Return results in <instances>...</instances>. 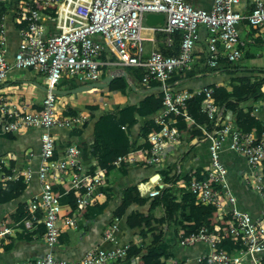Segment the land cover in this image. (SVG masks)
Segmentation results:
<instances>
[{"label":"built area","instance_id":"built-area-1","mask_svg":"<svg viewBox=\"0 0 264 264\" xmlns=\"http://www.w3.org/2000/svg\"><path fill=\"white\" fill-rule=\"evenodd\" d=\"M238 2L212 0L210 7L202 8L186 0H0V83L12 67L31 66L44 74L46 87L38 108L0 105L1 132H18L28 126L42 129L38 152L26 154L27 160L36 155V168L24 165L13 154L7 162L3 160L5 156L0 158L1 182L21 177L27 185L35 173L39 183L38 191L23 202L26 214L22 219L0 221V239L20 229L21 222L29 230L41 223L43 232L34 234L33 238H40L48 250L15 264H114L127 251L129 243H117L118 217H113L103 234V240L112 243L111 246L91 247L79 259L57 258L53 253L60 233L76 228L85 207L97 201L100 187L105 183V172L100 167L83 166L76 144L56 145L52 128H71L83 122L85 116L65 115L52 88L63 76L91 82L100 80L102 66L111 64L142 68L143 85L158 80L163 86L162 106L152 116L159 128L147 133L148 147L141 149L139 157L134 152L119 155L113 164L133 165L142 160L147 166L163 168L167 154L183 142L193 123L185 108L186 100L203 94L201 111L210 119V124H196L201 130L197 138L207 141L208 161L201 168L203 177L172 182L163 181L157 173L158 177L152 180L155 185L142 189L143 184L139 183V189L149 196L169 188L176 197L192 194L197 201L214 207L208 224L199 223L185 235L169 232L168 240L177 249L186 251L182 256L174 255L169 264H264V130L257 135L254 130L237 127L234 114L229 115L228 108L215 102L210 85L173 89L167 83L174 72L194 64V47L201 26L207 32L208 66H216L220 57L234 62L242 56L245 42L237 26L246 18L253 28L264 29V0H255L247 14L236 8ZM148 12L163 13V23L147 25ZM6 13H11L19 25L11 61L6 58ZM145 29L164 33L167 46L178 31L179 51L170 55L154 48L144 51L143 40L152 39L142 34ZM109 56L114 59L110 60ZM257 109H251L250 115L257 118ZM180 118L187 128L177 127ZM225 146L246 160L247 169L238 172V181L259 197L255 214L237 205V195L228 181V169L220 158ZM180 170L177 162L174 172ZM54 183L62 185L65 193H73L74 208L68 214H61L63 206ZM225 238L239 247L232 252L219 246Z\"/></svg>","mask_w":264,"mask_h":264},{"label":"trees","instance_id":"trees-1","mask_svg":"<svg viewBox=\"0 0 264 264\" xmlns=\"http://www.w3.org/2000/svg\"><path fill=\"white\" fill-rule=\"evenodd\" d=\"M7 7L8 5H6V10ZM18 27L19 25H17ZM237 27L239 31H247V35L250 37L252 36V31H255L246 18L242 19ZM175 36L176 38L171 46L164 47L163 43H161V50L159 51L165 55L176 54L179 51L178 43L180 38L177 34ZM252 42L263 46L264 58V42L258 36L252 38ZM244 57H252V54L244 52L242 58ZM109 59L113 60L114 57L109 56ZM234 62L220 57L218 58V64L213 67L207 66L196 71L195 68L190 66L184 70L174 72L167 80V83L173 89H192L200 85L212 86L215 102L228 108L230 111L229 115L234 114V124L243 131L254 130L259 135L260 131L264 130V121L261 118L251 116V109L244 110L243 107H238L237 105L248 99L257 100L264 97V64L261 66H240L239 64H234ZM106 67V65L102 66L100 79L106 76ZM122 67L126 75L122 73L114 75L106 87L108 90H118L121 94L128 95V101L112 111L102 110L97 104H86L82 107L87 109L91 115L92 154L97 160L96 167L104 169L105 180H115L120 176L125 177L131 169L124 162L113 164V160L119 155L134 152L136 149L147 148V133L159 128V125L152 118L145 120L137 134L138 138L142 139V142L135 146L132 144L130 128L136 123L137 115L154 114L162 106L163 92L161 89H154L145 93L133 90L130 82L134 83L137 88L156 86L160 82L158 80H150L146 85H143L141 82L142 68L134 66ZM126 76L129 77V81ZM67 77H69V80H73L72 76ZM206 78L213 80L204 82ZM66 83V77L63 76L57 84L60 87ZM202 98L203 94H200L186 100L185 108L193 119V123L186 132L191 133L190 137L201 136V130L196 126L197 123L210 124V119L201 111L200 103ZM66 108L63 112L65 115H74L78 112L73 109L74 107L67 106ZM86 122H81L78 128L79 131L82 130ZM176 125L178 128H187L181 118L177 120ZM1 134L7 137L10 136L9 132ZM205 142L207 143V141ZM262 163L264 171V158ZM137 165L147 167L142 160H138ZM156 172L160 174L163 181L175 182L181 176L180 171L171 175L169 169L164 167L156 169ZM192 176L198 179L202 178L201 167H197ZM147 178L148 174H145L141 177V180H146ZM185 180H189V177L185 178ZM25 188L26 183L23 182L21 177L5 183L0 181V205L8 206L7 204L12 203L16 198H20L17 202L15 201L16 208L11 212V218L14 221L22 219L26 214L25 203H23L26 197ZM53 188L60 193V204L67 206L70 213L74 208L72 191L65 193L63 186L56 183L53 184ZM109 197L110 195L107 194L103 201L87 205L83 212L84 217L97 219L99 216L106 214V211H109L111 218L118 217L119 226H125L129 230L137 229V233L141 236L140 241L135 242L131 238L132 232L130 233L127 242L129 246L125 255L114 264H133L136 258L142 264H169L174 255L182 256L186 252L177 249L168 240L169 232L185 235L188 230L199 223L208 224L209 218L214 211L213 206L197 201L194 195L183 194L180 197H176L169 188H165L159 195H143L134 179L131 182H125L120 187L117 200ZM43 230L44 227L41 223L35 229L29 230L24 228L21 222L20 229L14 232L11 240L5 243L3 248L6 251L9 250L15 240L30 242L34 234L41 235ZM64 237L65 235L61 233L59 240H63ZM147 237L150 239L146 240ZM44 245L48 249L45 243ZM219 246L232 252L239 247L238 244L233 243L228 238H225Z\"/></svg>","mask_w":264,"mask_h":264},{"label":"crops","instance_id":"crops-1","mask_svg":"<svg viewBox=\"0 0 264 264\" xmlns=\"http://www.w3.org/2000/svg\"><path fill=\"white\" fill-rule=\"evenodd\" d=\"M193 5L208 8L211 5L212 0H187ZM255 0H239L236 8L240 9L242 13L247 14L250 12L253 7ZM5 23V35H6V46L7 53L6 58L11 61L13 52L16 49L17 41H18V33H17V24L13 19L11 13H6L4 18ZM255 31H252V36L247 35V31H240V36L244 40V46L242 55L244 52H248L252 54V57H244L243 61L239 63L240 66H261L264 64L263 58V46L260 44H255L252 42V38L258 36L264 42L263 32L264 29L259 30L258 28H253ZM149 30V29H147ZM203 30V36L200 34V41L202 46L196 48L194 47V64L197 62V58H204V66L207 65V32L204 27H200V33ZM157 35H144L146 37H151V40H147L151 42L150 49H158L161 50V43H163L164 47H168L164 43L165 34L162 32H155ZM160 34H162V38H159ZM180 38V33L176 32L172 36V42L176 38V35ZM196 42V44L198 43ZM179 44V43H178ZM172 45V44H171ZM169 45V46H171ZM149 49V50H150ZM242 59V56L240 57ZM239 58V59H240ZM238 59V60H239ZM193 64V65H194ZM199 71L203 69L201 65H198ZM208 66V65H207ZM108 68V66L106 67ZM29 70H33L39 80L36 81L32 75L29 74ZM108 71V69H107ZM123 71V70H122ZM121 71V73H122ZM113 72V71H110ZM109 73V72H107ZM22 74L23 76L20 77ZM118 73L115 72V75ZM67 78V76H64ZM73 77V76H72ZM127 77V76H126ZM77 78L73 77V80H69L70 83H66L57 88H71L76 86ZM83 79L78 80L79 83ZM213 79L206 78L204 82H209ZM88 83V82H87ZM45 86L44 83V74L39 72L33 68L28 69L26 67L17 68L12 67L6 76V78L0 83V105H4L9 108H38L40 107L43 96L45 95ZM201 86V85H200ZM205 86V85H203ZM106 87V86H105ZM107 88V87H106ZM89 97V92L87 90L73 93L70 96H64L60 98V106L62 110H66L67 106L74 107L78 112L76 114H82L85 116L83 122H86L85 126L82 130H78L81 123L76 124L75 126L68 127H53L52 131L56 136V145L62 147L66 144H76L80 148V158L83 166H87L90 168L96 167V158L92 154V143H93V134L91 133L92 127V119L91 115L88 113V110L82 108L86 104H97L98 107L102 110L112 111L116 109V107L120 106L124 102L128 101V95L121 94L118 90H105L103 96L101 97V102H95L92 100H85V98ZM65 102V103H63ZM62 104V105H61ZM238 107H243L244 110L258 108L255 113L257 118H261L264 121V97L262 99L257 100H246L243 103H239ZM257 106V107H256ZM75 115V114H74ZM153 113L148 115H137V121L130 128V139L132 144L138 145L142 142L141 138H138L137 134L140 126L143 122L149 118H152ZM91 120V121H90ZM41 128L37 126H28L26 128L20 129L18 132H9L10 136L7 137L0 133V158L5 156L3 159L4 162H7L10 159V155L13 154L17 157L16 160H22L23 164H30L32 168H36L37 166V158L36 155L27 160L26 154L28 152L37 153L39 150V134L41 132ZM189 136V137H188ZM191 133H185L183 142H180L174 151L167 154L166 159L164 160V168H168L170 174L174 173V166L178 162L180 165V178L185 179L187 177H191L194 173V170L197 167H201L205 165L208 161V150L207 143L205 141L199 140L197 136L190 137ZM199 140V141H198ZM84 148V156L83 149ZM186 154L184 155V153ZM141 149H136L134 154L139 157ZM8 157V158H7ZM221 161L227 167L228 173V181L230 187L234 190L237 195V205L240 209L247 210L251 214H255L258 210L260 199L257 194L251 191L246 186L242 185L238 181V172L240 170L247 169V163L245 158L235 153L234 151L226 148V146L221 151ZM128 168L131 171L125 176L117 177L115 180H105V183L100 187V194L97 195V201L101 202L106 197L107 194L110 195L109 198L113 200L118 199V193L120 187L125 182H131L133 179L138 183V188H140L139 183L143 184L142 189L151 187L155 185L152 183L151 176H153L158 167L156 166H147L142 167L137 164L128 165ZM145 174H148V178L146 180H141V177ZM160 176V174H159ZM107 186V188H105ZM39 189L38 179L35 175L31 177L28 181L25 192L26 197H28L37 192ZM139 189L141 194L145 192V190ZM146 195V194H143ZM20 198H16L12 203L5 205H0V221H8L11 219V212H13L16 208L15 203ZM110 199V200H111ZM16 201V202H15ZM96 201V202H97ZM67 206H63L61 210V214H68ZM84 212V211H83ZM83 212L80 214V221L76 228L71 230L62 231L65 235L63 240H59L58 245L53 249V253L57 258L64 259H79L88 249L94 246H111L112 243L103 240V234L105 229L111 223L112 218L109 211H106V214L99 216L97 219L86 218L83 215ZM110 222V223H109ZM118 223V222H117ZM19 230V229H17ZM16 230H14L10 235H7L6 238L0 239V264H15L16 262L22 261L25 258L42 255L48 249H46L44 242L40 238H32L30 242H24L23 240H15L13 246L9 250H4L3 245L11 240L12 235ZM131 234L132 241L139 242L140 237L138 236L137 229L129 230L125 226H119L116 231V238L118 244H123L128 242V238ZM134 232V233H133ZM61 234V233H60ZM139 238V239H138ZM147 237L146 240H148ZM198 249L201 246H197ZM133 264H142L141 261L136 258Z\"/></svg>","mask_w":264,"mask_h":264},{"label":"water","instance_id":"water-1","mask_svg":"<svg viewBox=\"0 0 264 264\" xmlns=\"http://www.w3.org/2000/svg\"><path fill=\"white\" fill-rule=\"evenodd\" d=\"M164 20V15L161 12L155 13V12H148L145 15V23L147 25H154L155 23L159 22L160 24L163 23ZM26 68L31 69V66H27ZM123 75H126V72L123 70L122 71ZM115 75V72H109L106 74V76H104L102 79L97 80V81H92V82H88V83H84L81 84L79 83L78 80H76V86H73L71 88H52V92H54L57 95H65V94H73V93H77V92H81V91H85V90H89L92 87H104L107 86L109 81L111 80V78ZM130 86L133 90H138L139 92L145 93V92H149L151 90L154 89H162L163 86L162 84L156 85V86H151V87H141V88H137L135 86L134 83L130 82ZM43 88L46 89L45 86H42ZM158 177V174L155 173L153 176H151V180H154Z\"/></svg>","mask_w":264,"mask_h":264},{"label":"rangeland","instance_id":"rangeland-1","mask_svg":"<svg viewBox=\"0 0 264 264\" xmlns=\"http://www.w3.org/2000/svg\"><path fill=\"white\" fill-rule=\"evenodd\" d=\"M142 34L143 35L152 34L153 36L154 35H157V33L152 32L151 30H147V29L143 30L142 31ZM200 34H201V36H203V30L201 31ZM162 36L163 35L160 34L159 38H162ZM151 45H152L151 42H149L147 40H143V48H144V51H148L150 49L149 47ZM199 46H202L201 43H200V41H198V43L196 44V48L199 47ZM241 61H243V58L242 59L240 58L239 60L235 61L236 63L234 62V64H239V63H241ZM198 65H201V68L202 67H207V65L204 66V58L202 60V58H199L198 57L197 58V62L194 65H192L191 67L195 68V70H198L199 69V66ZM107 69H108L107 72L113 71V72H116V73L120 74L121 71L123 70V67L120 66V65H117V64H111V65L108 66ZM29 74L32 75V77L36 81L39 80V77L37 76V74L33 70H29ZM20 75H21L20 77L23 76L22 74H20ZM66 81L68 83H70L69 77L66 78ZM87 82H91V81H89V80H81L80 81L81 84H84V83H87ZM57 87H58V84H57ZM105 90H107V88L105 86L104 87H92L89 90H87L89 92V97L88 98H85V100H92V101H95V102H101L100 100H101V97L103 96V93L105 92ZM70 95H73V94L71 93V94H65V95H58V98L60 99V98H62L64 96H70ZM63 103H65V102H63ZM82 149H83V156H84L85 155L84 154V148H82ZM105 188H107V186H105Z\"/></svg>","mask_w":264,"mask_h":264},{"label":"bare ground","instance_id":"bare-ground-1","mask_svg":"<svg viewBox=\"0 0 264 264\" xmlns=\"http://www.w3.org/2000/svg\"><path fill=\"white\" fill-rule=\"evenodd\" d=\"M146 144H148V143H146ZM55 189V188H54ZM62 233V232H61Z\"/></svg>","mask_w":264,"mask_h":264}]
</instances>
